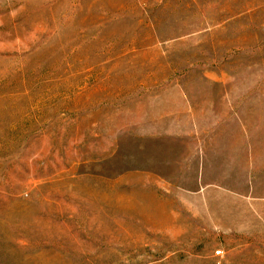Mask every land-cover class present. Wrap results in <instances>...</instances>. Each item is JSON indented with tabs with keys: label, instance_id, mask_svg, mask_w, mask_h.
<instances>
[{
	"label": "rangeland",
	"instance_id": "1",
	"mask_svg": "<svg viewBox=\"0 0 264 264\" xmlns=\"http://www.w3.org/2000/svg\"><path fill=\"white\" fill-rule=\"evenodd\" d=\"M0 264H264V0H0Z\"/></svg>",
	"mask_w": 264,
	"mask_h": 264
}]
</instances>
